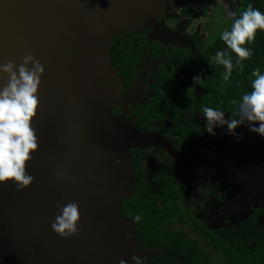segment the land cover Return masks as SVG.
<instances>
[{
    "label": "water",
    "instance_id": "water-1",
    "mask_svg": "<svg viewBox=\"0 0 264 264\" xmlns=\"http://www.w3.org/2000/svg\"><path fill=\"white\" fill-rule=\"evenodd\" d=\"M189 1L0 0V63L19 65L31 54L45 69L33 121L38 150L27 165L33 183L22 191L0 184V264H133V256L160 255L139 248L133 222L120 211L132 167L124 171L117 161L126 165L128 150L146 145L178 157L158 134L127 127L106 105L115 73L111 42L139 13ZM7 82L0 73V89ZM245 136L250 151L234 162L238 176L230 184L232 202L245 201L237 226L251 204L264 205V137L249 128ZM70 201L79 205V231L62 238L51 224Z\"/></svg>",
    "mask_w": 264,
    "mask_h": 264
},
{
    "label": "flooded vegetation",
    "instance_id": "flooded-vegetation-1",
    "mask_svg": "<svg viewBox=\"0 0 264 264\" xmlns=\"http://www.w3.org/2000/svg\"><path fill=\"white\" fill-rule=\"evenodd\" d=\"M187 6L191 7L192 12L187 11ZM179 8L168 10L160 16V19L165 21L161 23L162 29L159 30L161 39H152L146 54L145 50L135 46L136 36L114 34L118 38V53L111 56L116 80L113 78L110 83V91L114 95L110 100L115 99L117 102L110 109L112 115L129 119V128L133 130L158 134L178 157L176 159L165 148L156 145L129 149L125 167L123 162L117 161L124 171L128 170L126 168L129 165L132 167L129 175L132 187L128 196L121 197L120 211L129 218L123 212L122 201L136 193L140 183L147 178L149 184L145 186L144 192L147 196L158 197L157 207L165 205L163 189L172 191L173 196L169 198V203L177 204L189 217L185 224L176 223L173 227H180L189 238L198 237L203 243V230L214 232L231 229L240 227L243 222L249 220H254L255 228H260L259 235L264 238V205L259 202V205L254 207L251 204L252 212L237 226L236 219L240 217L241 211L246 210L245 207L242 208L245 201L234 203L231 198L238 176L234 162L240 160L241 156H247L250 146L233 144L229 152L225 145L229 135L227 127L222 126L221 131L219 127H215V135L206 131L207 119L202 113L205 106L201 102V94L205 89L200 85L194 83L192 100L189 103L184 102L185 87L180 88L177 97L170 94L160 96L161 93L156 88L164 76L173 78L177 73L176 66L168 57L170 53L176 54L179 50L195 53L194 37L202 45L208 42L201 41L197 34L185 32L189 20L197 16V10L191 5ZM129 42L133 51L130 58L126 56ZM123 49L125 54L119 52ZM159 107L161 111L158 110ZM220 111L225 113L226 120L231 118L229 112L223 109ZM238 131L241 130L236 128L235 132ZM129 219L135 228L134 221ZM260 219L263 222H260ZM254 246L255 242H252L248 251ZM203 249L211 252L208 245ZM150 251L165 254V250L161 248L154 247ZM209 257L212 261L218 258L213 255Z\"/></svg>",
    "mask_w": 264,
    "mask_h": 264
},
{
    "label": "trees",
    "instance_id": "trees-1",
    "mask_svg": "<svg viewBox=\"0 0 264 264\" xmlns=\"http://www.w3.org/2000/svg\"><path fill=\"white\" fill-rule=\"evenodd\" d=\"M230 2L236 6L232 15L227 18L226 25L224 22L225 26H220V33L205 45L200 44L194 37L195 53L183 50L177 51L176 54L170 53L168 57L176 66L177 73L173 78L164 76L156 88L160 91V96L170 94L177 97L180 88L185 87L184 102L189 103L192 100L193 85L196 83L205 89L201 94L203 106H212L211 108L216 110L223 109L238 119L242 97L251 91V82L254 79L252 72L259 68L264 74V32H258L254 44L248 46L252 49L253 55L243 62L242 70L236 67L235 54L230 52L220 37L224 30L230 29L233 20L246 10L248 4L264 12V0ZM187 7V11L192 12L191 7ZM117 39L115 35L112 37V57L118 53ZM218 51L227 52L232 58L234 68L228 81L223 79L224 67L215 63L214 57ZM119 52L125 54L124 49ZM132 52V44L129 42L126 56L130 58ZM158 110L161 111L160 107ZM143 181L136 193L123 199L122 209L135 223L139 248L149 251L154 247L161 248L165 250V254L142 258L140 264H264V238L259 235L260 228H255L254 220L245 221L240 227L231 229L214 232L205 229L201 232L204 238L201 243L198 237L189 238L180 227H173L176 223L185 224L189 217L177 204L169 203V198L173 196L172 191L163 189L165 205L157 207L158 197L147 196L144 192L149 179ZM137 216L140 217L139 220L136 219ZM252 242H255V246L248 251ZM205 245L211 247V252L203 249ZM209 255L219 256L212 261Z\"/></svg>",
    "mask_w": 264,
    "mask_h": 264
},
{
    "label": "clouds",
    "instance_id": "clouds-1",
    "mask_svg": "<svg viewBox=\"0 0 264 264\" xmlns=\"http://www.w3.org/2000/svg\"><path fill=\"white\" fill-rule=\"evenodd\" d=\"M264 32V12L248 4L238 18L234 19L230 29L221 33V40L236 56V67L243 69V62L249 60L253 51L257 33ZM215 63L225 69L223 79L228 81L233 72L231 56L218 51ZM31 65V68L28 67ZM44 66L31 54L23 57V63L16 65L12 60L0 63V73L8 76V82L0 89V184L13 182L17 191H22L33 183L34 177L27 173V165L32 154L38 150V137L33 127L39 108L38 90ZM251 91L244 94L239 104V118L225 120V113L211 107H203L202 113L207 119L206 131L215 135L214 128L227 126L228 133L236 136L235 129L247 124L249 131L264 137V74L257 68L252 72ZM199 79L198 77L196 78ZM258 124V127L253 126ZM236 136L237 140L241 138ZM140 219L139 216L136 217ZM79 205L68 202L60 207L51 224L53 231L62 238L74 236L79 231ZM133 264L140 259L132 257ZM120 264H128L121 260Z\"/></svg>",
    "mask_w": 264,
    "mask_h": 264
},
{
    "label": "rangeland",
    "instance_id": "rangeland-1",
    "mask_svg": "<svg viewBox=\"0 0 264 264\" xmlns=\"http://www.w3.org/2000/svg\"><path fill=\"white\" fill-rule=\"evenodd\" d=\"M185 5H191L197 10V16L189 20L185 28V32L187 34H197L203 42L211 40V38L215 37L216 34L220 33V26L224 27L226 25L227 18L232 15V12L236 6L232 4L230 0H190ZM167 12L168 10L164 12L154 11L150 13H139L134 24H132L129 28L119 30L117 34L120 35V33H124L129 36H136L134 40L135 46L145 50L144 54H146V49H148V44L151 42V40L161 39L159 30L162 29L161 23H165V21L160 19V16ZM168 28L169 27H167V29ZM113 78L116 80L114 75L111 77V80ZM111 80L106 92V105L110 109L117 102L115 99L110 100V98L114 96L110 91ZM119 119L127 127H131V121L129 119H124L122 116ZM224 127L227 126L224 125ZM248 128L249 126L247 124L239 125L237 127V129L243 131L235 132L236 136H240L241 134L243 135V138H240L239 140H237L236 136L230 134L226 137L228 142L225 145L228 147L229 152L233 144H240L241 146L248 144V137L245 136ZM219 131H221V127H219ZM220 146L224 147V145ZM262 219L264 220V218ZM263 220L260 219V222H263Z\"/></svg>",
    "mask_w": 264,
    "mask_h": 264
},
{
    "label": "bare ground",
    "instance_id": "bare-ground-1",
    "mask_svg": "<svg viewBox=\"0 0 264 264\" xmlns=\"http://www.w3.org/2000/svg\"><path fill=\"white\" fill-rule=\"evenodd\" d=\"M156 11H161V10H156Z\"/></svg>",
    "mask_w": 264,
    "mask_h": 264
}]
</instances>
